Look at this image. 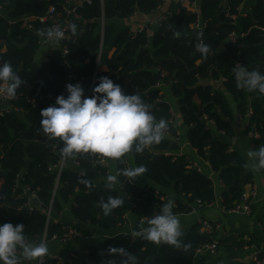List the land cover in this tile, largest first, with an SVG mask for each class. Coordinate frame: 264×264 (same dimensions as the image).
<instances>
[{"label": "trees", "instance_id": "trees-1", "mask_svg": "<svg viewBox=\"0 0 264 264\" xmlns=\"http://www.w3.org/2000/svg\"><path fill=\"white\" fill-rule=\"evenodd\" d=\"M165 1L91 0V5L81 3L76 6V17L67 16L63 0H2L5 15L0 17V49L6 48V51L0 54V64L10 63L21 79L34 65L44 41L38 34L51 28L50 23L27 19L42 17L56 6L57 17L68 23L66 35L71 41H61L59 47L50 49L47 61L36 75V80L41 82L36 90L44 104L33 108L21 98L10 104L17 112H6L5 124L0 122V168L9 171L8 175L0 177V224L24 225L25 236L33 243L43 241L46 230L47 241L53 237L62 239L70 226L56 223L54 215L63 211V206L71 201L72 214L77 222L104 230L118 229L126 223L124 206L109 216H105L99 207L101 199L107 200L110 195L123 196L119 190L110 192L105 184L96 185L92 180L89 174L92 171H99L104 177L109 175L105 166L97 164L98 156L84 154L67 160L80 170L65 167L60 172L62 144L53 141V151H42L35 145L48 147L51 143L36 131V125L41 117L40 111L49 107L47 103L54 106L56 98L63 94L69 76L82 82L85 97H88L102 46L103 50L111 46L116 51L109 61L111 73L98 75L94 87L101 77L106 76L120 85L123 92L126 90L127 95H140L157 121L164 119L168 122L169 131L160 144L142 154L133 153L135 167L144 165L147 172L131 183L119 177L120 191L129 199L138 224L158 213L161 205L170 199L164 196L166 190L173 189L187 198L186 203L171 199L175 202L173 211L177 216L193 213L197 201L203 207L216 201L212 179L191 168L193 164L187 156L178 155L181 140L175 116L170 106L162 101L157 88L164 81L172 82L173 95L189 129V144L219 174L224 186L222 207L226 210L234 208L240 203L245 188L254 185L246 158L229 143L235 135L231 102H236L240 115L248 118L247 133L259 135L258 139L251 140L252 148L264 147V96L239 88L233 71L241 65L249 71L259 70L264 74V0H260L244 19V34L235 43L229 42L230 35L237 29L230 17H237L238 8L245 0H230L227 7L224 6L226 0H199V14H193L181 5L179 13L171 14L152 36L146 30L137 34L129 28L117 30L118 21L127 20L136 13L152 14ZM198 16L207 25L200 39L211 46L207 59L195 49L199 41L192 25ZM20 17H26V20L12 23L13 19ZM102 18L105 20L103 36ZM71 24L77 26L75 37L70 33ZM177 32L179 37L174 35ZM207 80L223 81L222 89L201 85ZM92 95L93 90L89 98ZM200 112L202 117H199ZM25 133L30 134L32 144L21 139ZM4 148H7L5 152ZM7 152H10L8 161L1 163V157ZM28 159L31 165L23 176ZM127 159L128 154L118 160V170L130 167ZM34 193L44 207H52L51 219L41 209L30 212L25 207ZM262 226L264 228L263 221ZM72 227L84 238L90 235L81 225ZM182 232L183 243L190 245L186 252L183 248L176 250L121 234L75 250L64 263L48 261L44 264H102L109 260L120 264V257L108 254L109 248L120 247L136 256L137 264H193L197 248L211 239L202 232L200 223ZM225 243H231L232 248L244 247L233 238L224 243L219 240L220 246ZM257 257L260 264H264V253Z\"/></svg>", "mask_w": 264, "mask_h": 264}, {"label": "clouds", "instance_id": "clouds-1", "mask_svg": "<svg viewBox=\"0 0 264 264\" xmlns=\"http://www.w3.org/2000/svg\"><path fill=\"white\" fill-rule=\"evenodd\" d=\"M72 37L77 36V26L69 25ZM46 44H59L65 39V30L54 27L38 34ZM176 37L180 33H174ZM202 58L207 59L211 46L203 40L195 45ZM237 86L248 92L264 96V74L259 70L249 71L239 65L233 69ZM24 81L8 62L0 64V94L9 100L17 97V90ZM67 96H58L54 106L40 111L39 131L48 141L62 144L60 156L64 160L75 159L79 155L91 154L105 161H118L126 154H142L153 145H158L169 131L168 122L156 120L150 106L138 94H124L120 85L108 77H101L93 89L92 97H85L80 84L66 85ZM247 157L253 170H264V147L250 150ZM147 172L144 165L122 168L115 175L106 177L105 187L111 192L120 183L119 177L130 183ZM84 183H87L84 181ZM124 205V198L108 196L101 199L99 207L105 216ZM175 202L169 199L163 203L158 213L147 219V226L134 231L132 237L157 245H166L176 250L189 244L183 243L184 233L178 216L174 213ZM46 242H30L25 236L22 224H0V264H36L48 254ZM110 256L120 257V264H137L136 256L123 247L109 248ZM107 264H115L108 261Z\"/></svg>", "mask_w": 264, "mask_h": 264}, {"label": "crops", "instance_id": "crops-1", "mask_svg": "<svg viewBox=\"0 0 264 264\" xmlns=\"http://www.w3.org/2000/svg\"><path fill=\"white\" fill-rule=\"evenodd\" d=\"M260 0H245L238 8L237 14V29L236 36H230L229 42L235 43L239 36L244 34V19L251 14L254 7ZM230 0H226L224 6H228ZM84 3V0H75L74 4L78 6ZM183 6L189 12L196 14L199 13V0H195L192 3L189 0H166L162 6L154 13L144 15L136 13L134 16L127 20L118 21L117 30L120 31L124 28H129L132 33L137 34L143 30H146L149 36H152L158 29V21L166 14H178L179 7ZM4 16L5 13L1 12L0 17ZM37 18H29L27 21H34ZM4 43V41H3ZM2 46V44L0 45ZM59 44H46L42 43L40 50L34 61L32 68L22 76L24 83L17 90L24 96H32L36 98L38 96L37 88L41 85V82L36 80V75L43 63L47 61V53L50 49L59 47ZM6 48L0 49V54L4 53ZM115 48L108 47L103 51L102 59L99 65L98 75L111 73L109 61L115 54ZM223 81H203L201 85L212 86L214 90L222 89ZM160 94L162 95V101L166 102L175 116V124L178 127V134L180 136V150L178 155L187 156L192 164L195 165L197 170L207 176H209L214 184L216 201L211 206L204 207L194 213L188 215H179L178 218L181 223L182 230H189L192 226L198 224L202 219L209 220L210 222L217 223L221 226V230L217 236V240L223 243L235 239L237 243H243L244 247L238 249L232 248L231 243H225L220 246V249L216 254L213 255H199L194 258L193 264H253V259L256 255L264 253V228L262 221L264 219V170L259 172L253 170L251 167V161L247 157V152L254 150L251 146V140L248 136L247 129L249 126L248 118H244L238 111V105L236 102H231V107L234 114L233 127L235 135L229 140L230 145L233 149L238 150L247 160V166L254 177V185L247 186L245 192L251 193L253 189L257 192V201L255 213L251 217L239 216L228 214L224 211L221 202V196L224 192V186L219 180V174L213 171L211 166L202 158H200L195 150L191 147L188 142L189 129L185 126L181 117L180 105L178 100L173 95L172 82H162L160 87ZM17 112V111H16ZM15 112V113H16ZM173 123V122H172ZM130 167H135L133 153L128 154L127 159ZM109 172V175H115L118 171V161L107 160L104 165ZM67 169L80 170L79 167L70 161L66 163ZM92 180L96 185L105 184L106 177L102 176L98 171H92L89 173ZM116 190H119L121 196L124 198V209L126 216V223L114 230H104L101 228H95L90 226L88 223H80L74 219L72 214L73 201L63 206V211L57 212L54 215L56 223H63L65 225H81L82 229L89 232L90 235H86L85 238L70 241L68 243L61 242H49L48 254L44 256L46 261H49L52 257L60 258L62 261L68 259L75 250L85 249L92 245L98 244L108 238L121 235L130 234L134 231H139L141 226L146 227L147 221L140 222L138 224V218L133 214L129 199L124 197L123 192L120 191V186H115ZM164 195L167 198L178 200L181 203H186L187 198L183 195H178L173 189L166 190ZM113 261V260H109ZM39 260L36 262L38 264ZM108 261L102 263L107 264Z\"/></svg>", "mask_w": 264, "mask_h": 264}, {"label": "built area", "instance_id": "built-area-1", "mask_svg": "<svg viewBox=\"0 0 264 264\" xmlns=\"http://www.w3.org/2000/svg\"><path fill=\"white\" fill-rule=\"evenodd\" d=\"M65 3H66V7L64 9L65 13L67 14V16H77V7L76 5L74 4L75 0H63ZM84 3L88 4V5H91V0H84ZM5 13V9H4V4L2 3V0H0V13ZM196 14H199V13H196ZM58 16V10H57V7L56 6H52L48 13L42 17H39L37 18L40 23H50L51 24V28H54V27H59L63 30H65V33L67 31V22H61L60 19L57 17ZM171 16V14H168V15H165L164 17H162L157 23H158V28L162 27L163 23L165 22V20ZM233 21H232V24L237 26V17L235 16H231L230 17ZM102 27H101V33H102V36L104 34V29H105V20L104 18H102ZM62 24H64V26H62ZM206 23H203L201 18L198 16L197 19H196V22L194 25H192V30L193 32L196 34V37L198 39V41L200 42L201 40V34L203 32V30L206 28ZM230 36L232 37H235L236 36V32L234 31ZM65 40H69V38L67 37V35H65V39L62 40L65 41ZM44 43V41H43ZM65 53H67L66 49H64ZM103 46L101 47V50H100V53H99V57H98V66H97V69H96V72H95V75H94V78H93V82H92V87H91V90L88 94V98L93 90V87L95 85V83L97 82V76H98V71H99V65H100V61L102 59V55H103ZM68 84H73V85H76V84H80L82 85V82L81 81H78L75 77L73 76H69L68 77V80L66 81V85ZM66 85H65V90L63 92V94L61 95H67V91H66ZM160 87V84L157 85V88ZM60 95V96H61ZM21 98H24V100L26 101L27 104L31 105L33 108H39L41 107V105H43L44 103L35 99L34 97L32 96H24L21 94V92H17V97L15 99H11L9 100L6 96L0 94V101H3L5 103H8V104H11L15 101H18L19 99ZM248 136L250 138V140H253V139H258L259 135L256 133V132H250L248 133ZM66 163H67V160H64L62 159L61 160V163H60V172L66 167ZM106 163V161L100 157L97 158V164L100 165V166H104ZM191 168H194V169H197L195 167V165H192ZM27 191H29V189H27ZM34 199H38L37 197V194L34 193L32 195V197L27 201L25 207L28 208L30 210V212H33L35 209H39V208H36L34 207L33 205V200ZM258 203L257 201V192L255 189H253V191L249 194L247 192H245L243 195H242V198H241V201L238 205H236L234 208L230 209V210H226L224 209V211L228 214H233V215H239V216H245V217H251L253 216V214L255 213V208H256V204ZM131 204V203H130ZM208 206H211V205H208ZM207 206V207H208ZM195 210L193 211L196 212L203 207L202 203L200 201H197L195 203ZM46 213V215L48 216V219H51L52 218V215H53V209L52 207L50 206L49 208H47L46 211H44ZM263 222H264V219H263ZM200 225H201V228H202V232L204 234H206L209 239H211L210 242H207V243H204L202 245H200L197 250H196V256H199V255H213V254H216L217 251L220 249V244H219V241L217 240V236L221 230V226L217 223H213V222H210L209 220H205V219H202L200 222ZM46 236H47V230L45 232V236H44V239L43 241L46 242L47 244L49 242H61V243H68L70 241H74V240H79V239H82L84 238L82 233L80 231H78L76 228L70 226L67 228V232L64 236V238L62 239H59L57 237H53L51 241H47L46 239ZM49 261L53 262V261H59L60 263H64V261H62L60 258H57L56 256L55 257H52ZM48 261L45 260L44 257L40 258L39 259V262L38 264H44ZM264 263V262H263ZM253 264H260V261L258 260V257L257 255L254 257L253 259Z\"/></svg>", "mask_w": 264, "mask_h": 264}, {"label": "water", "instance_id": "water-1", "mask_svg": "<svg viewBox=\"0 0 264 264\" xmlns=\"http://www.w3.org/2000/svg\"><path fill=\"white\" fill-rule=\"evenodd\" d=\"M26 20V17H20V18H18V19H13L12 20V23H17V22H21V21H25ZM62 26H64V24H62ZM71 41V40H70ZM69 40H65V41H63L64 43H67V42H70ZM56 80H58V79H56ZM20 91V90H19ZM126 90L124 91V94H126ZM35 99H37V100H40V97L39 96H36V98ZM49 106H51V103H47ZM0 105L2 106V113L0 114V122L2 123V124H5V121H4V114L6 113V112H10V113H12V114H14L15 112H16V110L14 109V108H12V106L10 105V104H8V103H5V102H3V101H0ZM150 110H151V108H150ZM202 112H200L199 113V117H202ZM42 119V117H40V120ZM40 120H39V122L37 123V125H36V130L39 132V133H41L40 131H39V128H40ZM205 120V119H204ZM206 121V120H205ZM42 134V133H41ZM22 140H24V141H27V142H29L30 144H32L31 143V137H30V134L29 133H25L23 136H22V138H21ZM53 141H51V143H50V145L48 146V147H46V146H43V145H39V144H35L38 148H40L42 151H45V150H50V151H53L54 150V148H53V143H52ZM7 150V148H4L3 149V152H5ZM9 156H10V152H7L6 154H4L2 157H1V163H6L7 161H8V159H9ZM30 165H31V160L30 159H28L27 161H26V163H25V168L23 169V171H22V175L24 176L25 174H26V171H27V169L30 167ZM9 174V171H6V170H3V169H1L0 168V177H3V176H6V175H8ZM33 205H34V207H36V208H39V209H41V210H43V211H46L47 210V208L46 207H44L42 204H41V202L39 201V199H34L33 200ZM58 214V213H57Z\"/></svg>", "mask_w": 264, "mask_h": 264}, {"label": "flooded vegetation", "instance_id": "flooded-vegetation-1", "mask_svg": "<svg viewBox=\"0 0 264 264\" xmlns=\"http://www.w3.org/2000/svg\"><path fill=\"white\" fill-rule=\"evenodd\" d=\"M40 101V100H39ZM37 131V130H36ZM38 132V131H37ZM39 133V132H38ZM41 134V133H40ZM41 135H43V134H41ZM24 141V140H23ZM32 143V142H31ZM40 145V144H39ZM47 147V146H46ZM40 149V148H39ZM46 151V150H45Z\"/></svg>", "mask_w": 264, "mask_h": 264}]
</instances>
